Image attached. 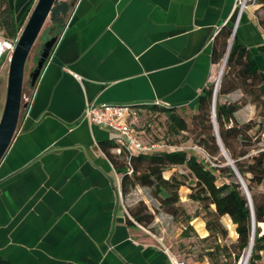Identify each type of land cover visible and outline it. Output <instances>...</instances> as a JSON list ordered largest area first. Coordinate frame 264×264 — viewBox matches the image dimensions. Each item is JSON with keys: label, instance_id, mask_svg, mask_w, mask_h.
<instances>
[{"label": "crops", "instance_id": "1", "mask_svg": "<svg viewBox=\"0 0 264 264\" xmlns=\"http://www.w3.org/2000/svg\"><path fill=\"white\" fill-rule=\"evenodd\" d=\"M60 1L69 14L0 161V264H170L119 211L118 175L99 147L111 135L82 110L91 102L193 113L235 0ZM34 2L13 0L14 11ZM252 13L242 12L234 34L264 72V30ZM253 114L246 104L234 116Z\"/></svg>", "mask_w": 264, "mask_h": 264}, {"label": "trees", "instance_id": "2", "mask_svg": "<svg viewBox=\"0 0 264 264\" xmlns=\"http://www.w3.org/2000/svg\"><path fill=\"white\" fill-rule=\"evenodd\" d=\"M253 4L264 8V0H253ZM29 11L30 6L20 13L15 12L13 0H0L2 37L15 38L22 29ZM69 11V3L54 1L46 19L48 26L45 28V34L48 37H55L57 40ZM257 24L263 29V20ZM231 28V24L220 27L211 42L212 71L224 57L222 73L214 92L213 114V72L196 98L195 109L188 117V124L183 116L171 107L155 104L130 106L136 118L140 111L162 114L170 136L186 135L185 140L199 147L217 167L181 149L180 143L184 140L167 144L166 147L171 148L165 150L131 154L127 160L123 153L111 152L114 148L112 140L99 145L102 154L118 175L120 196H125L136 187L146 189L148 196L156 202L157 209L175 220L182 216L184 222L181 238L188 237V231L192 232L188 223L198 215L190 217L179 205L177 191L183 186L180 176L171 173L164 178L163 173L175 167L184 168L192 180L187 198L199 206L205 231V235L198 238L202 247L195 259V262L201 264L239 262L248 248L251 230L252 243L247 264H261L264 256V72L259 70L248 56L246 48L237 42L235 34L225 55ZM216 80L217 78L215 82ZM31 89L29 87L24 99L27 106ZM237 91L240 93L237 100L227 98ZM246 104L254 107L252 118L237 121L234 114ZM26 108L20 110L17 123ZM134 128L141 142L155 144L144 142L136 124ZM226 159L231 163L241 183ZM128 215L133 223L143 226L150 224L153 219L142 202L129 210ZM223 217L227 218L232 226L233 240H228V232L221 222ZM127 222L130 223L128 220ZM226 227L230 229L229 225ZM176 258L180 260L177 256Z\"/></svg>", "mask_w": 264, "mask_h": 264}, {"label": "rangeland", "instance_id": "3", "mask_svg": "<svg viewBox=\"0 0 264 264\" xmlns=\"http://www.w3.org/2000/svg\"><path fill=\"white\" fill-rule=\"evenodd\" d=\"M245 9L253 10L252 15L256 23L260 20L264 21V8L256 7V5L253 4V0L245 1ZM47 26H48V21L46 20L26 56L23 67L22 85H21V93H20L21 103L25 101L24 99L28 94L29 74L35 66V62L40 52L41 46L45 40L50 38L45 34V28ZM0 36H2L1 32H0ZM223 65H224V57L222 58V60H220L218 66L215 67L213 74H211V78H212L211 81L214 83V85L216 83L215 79L217 77L220 78L221 76ZM6 75H7V68L5 69L4 72H2L0 76V113L5 96ZM181 115L183 116L185 122L188 124L189 122L188 117L190 114L187 115L181 114ZM136 126H137V130L140 132V137L144 142L155 143L158 146L156 151L165 150L166 148H171V147H166L167 144H171L173 142H181L182 140H184L183 142L180 143L181 149L193 153L195 156H197L198 159H202L205 162L209 163L211 166L217 167V164L213 163L214 161L208 160L206 155L199 147H196L192 145L189 141L185 140L186 135H180L176 137L170 136L166 130L167 127H166L165 117L162 114H153L146 111H140V113H138V116L136 118ZM171 173L179 175L180 180L183 181V186L179 187L177 191L180 207L190 217H192L195 214L198 215V217L196 218H191V220L188 223V225L192 228V232L188 231V237L186 238L180 237V233L183 229V222H184L182 216H178V218L175 220L171 218L169 215H166L163 212H161L159 209H157L156 202L148 196V192L146 189L136 187L132 189L125 196L120 197V199L118 200V208L125 218L130 219L128 215L129 210L135 208L139 204V202H142L145 205L147 211L150 212L153 216L152 222L147 226L138 225L139 227L138 233L140 234L144 242L153 243L154 245L161 248L162 247L167 248L171 254L177 256L184 264H201L195 262L197 255L201 252L200 248L202 247V245L198 243L199 232L203 230V222L200 219L201 211L196 203L190 201L187 198V195L189 194L190 188L192 186V180L187 175V172L184 170V168L182 167H175L165 171L163 173V177L167 178ZM217 184H219V181H217ZM221 222L225 226L228 232V238H229L228 240H233L234 235H232L231 233L233 231L232 226L228 222L227 218L225 217L221 218ZM226 225H229L230 229L227 228ZM260 230L262 231V227L260 228ZM260 263L264 264V256L261 259Z\"/></svg>", "mask_w": 264, "mask_h": 264}, {"label": "water", "instance_id": "4", "mask_svg": "<svg viewBox=\"0 0 264 264\" xmlns=\"http://www.w3.org/2000/svg\"><path fill=\"white\" fill-rule=\"evenodd\" d=\"M55 0H35L30 12L26 18V21L20 30L18 39L15 43L14 49L10 56V60L7 67L6 75V87L4 102L0 113V161L3 158L7 148L9 147L11 140L15 134L19 112L25 109L27 101L20 102V93L22 85L23 67L26 56L33 45L39 31L41 30L44 22L47 19L50 8ZM235 30L231 32L225 55L230 46V42L234 35ZM56 42L55 37H50L45 40L41 46L40 52L37 56L35 66L29 74V87L33 88L44 64L47 62L51 50ZM216 83L213 89V95L211 100V114H213L214 106V92ZM227 160V159H226ZM227 164L232 168L235 176L238 178L237 173L233 169L231 163L227 160ZM241 183V181L239 180ZM252 243V230L248 245L250 253Z\"/></svg>", "mask_w": 264, "mask_h": 264}, {"label": "built area", "instance_id": "5", "mask_svg": "<svg viewBox=\"0 0 264 264\" xmlns=\"http://www.w3.org/2000/svg\"><path fill=\"white\" fill-rule=\"evenodd\" d=\"M246 0H235L233 9L235 11V21L232 31L235 30L238 20L245 9ZM20 33V32H19ZM19 33L13 39H5L0 36V76L8 66L10 56L18 39ZM75 79H78L73 75ZM81 119L88 125H94L107 130L110 135L115 154L123 153L125 159L136 153H148L158 148L156 144H145L137 137L134 128L136 117L134 111L128 105L108 104V103H89L84 104ZM117 201L120 199L119 180L115 183ZM170 264H183L175 255L171 254L167 248H161Z\"/></svg>", "mask_w": 264, "mask_h": 264}, {"label": "bare ground", "instance_id": "6", "mask_svg": "<svg viewBox=\"0 0 264 264\" xmlns=\"http://www.w3.org/2000/svg\"><path fill=\"white\" fill-rule=\"evenodd\" d=\"M218 79L219 77H217L216 83L218 82ZM248 257H249V250L247 248L246 251H244V255L240 258L237 264H247Z\"/></svg>", "mask_w": 264, "mask_h": 264}]
</instances>
